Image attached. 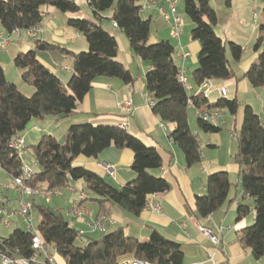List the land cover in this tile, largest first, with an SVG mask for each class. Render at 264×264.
<instances>
[{"label":"trees","instance_id":"1","mask_svg":"<svg viewBox=\"0 0 264 264\" xmlns=\"http://www.w3.org/2000/svg\"><path fill=\"white\" fill-rule=\"evenodd\" d=\"M225 9L232 7V0H221ZM94 20L69 18L68 26L79 31L87 40L88 51L73 52L48 42L37 40L39 51H61L73 59V72L66 88L61 79L44 66L35 50L20 52L14 58V66L22 71V81L34 89L27 96L18 86L7 79L0 65V169L12 178L23 177L22 161L10 146L13 137L24 132L32 119L42 120L55 117L58 120L73 116L92 89L98 77L120 79L127 85L136 79L118 61V42L114 35L101 24L103 15L113 8L110 20L127 37L132 53L151 69L145 76L149 97L154 101L152 110L164 124L174 126L170 139L184 153L188 168L202 163V145L195 137L189 121V108L197 113L221 109L237 116L240 103L237 98L220 97L210 103L203 93L191 96L179 80L181 68L175 57L176 47L169 40L150 43L152 19L141 13L143 0H87ZM184 12L193 24L191 36L200 43L199 66L195 71L198 86L205 81L226 82L237 78L227 58L229 50L232 60L239 62L244 47L236 42H224L215 31L219 22L212 0H182ZM45 7H52L61 13H77L80 6L76 0H0V24L7 34L14 30H29L39 26L47 13ZM253 50L258 54L251 67L243 74L254 88L264 87V21L259 27ZM240 79V78H237ZM198 128L205 134H220L222 126L196 118ZM64 142L45 134L30 148L32 158L39 170L30 178H24L26 185L42 186L46 189L65 187L71 181H83L89 200L99 207V216L108 215L110 206L139 216L147 205L150 195L166 193L170 183L151 174L163 166L158 150L147 146L140 138L119 125H93L91 123L72 125ZM237 152L234 159L240 165V180L244 198L254 203L255 222L241 231L240 241L259 260L264 258V125L251 106H246L242 128L237 135ZM115 147L129 149L134 154L131 169L134 180L121 188L84 167L75 166L80 156L94 158L104 150ZM229 173L218 171L208 176L207 191L197 196L195 206L202 218H209L228 200L232 187ZM87 200V199H86ZM38 230L47 245L56 248L66 264H116L128 257L148 261L150 264H183L184 252L179 243L166 238L154 230L148 240L141 241L126 235L123 228L105 234L99 239L88 238L83 242L79 231L70 226L64 215L52 207L40 205ZM245 202L239 203L238 220L251 213ZM33 234L23 228H16L8 237H0V254L11 257L33 255Z\"/></svg>","mask_w":264,"mask_h":264},{"label":"crops","instance_id":"2","mask_svg":"<svg viewBox=\"0 0 264 264\" xmlns=\"http://www.w3.org/2000/svg\"><path fill=\"white\" fill-rule=\"evenodd\" d=\"M262 2L264 4V0H232V7L227 10L221 0H212V6L219 18V22L215 27L216 34L224 42L233 41L242 44L244 54L239 62H235L232 60L229 50H227V58L232 71L240 79L234 78L226 82L211 80V88L207 93V97L210 103L216 102L221 97L220 87H225L228 91L227 97L237 98L240 108L237 116H232L229 113H225L224 116L225 129L223 131L230 130L232 132L231 138L223 131L220 134L203 133L197 125V111L191 105L188 113L190 126L194 133H198V137L202 142L203 158L201 164L190 168L186 165L182 150L170 139L174 126H167V124L162 123L149 104L150 97L145 85V76L151 69L149 62L142 61L132 53L125 34L122 32L113 34L118 29L113 27V22L107 24L104 21L110 20L112 16L106 12L103 15L104 19L99 24L116 37L119 49L118 61L132 73L136 81L131 85H127L120 79L98 77L92 83V89L85 96L73 116L59 120L55 117H46L42 120L32 119L25 131L19 135L25 139L26 147L30 149L45 134L52 135L57 139L63 138L72 125L84 123L119 125L125 123L127 124L126 130L129 133L140 138L147 146L158 150L162 157L163 166L159 170L151 171V174L166 179L170 183V190L166 193L150 195L147 198L145 209L139 216H134L116 205L110 206L108 215L99 216L98 204L88 199L85 183L81 180L71 181L70 184L73 186L74 191L66 190L62 195H56L49 201L41 198L34 199V214L36 207L49 203L50 207L64 215L70 226L79 232L83 231L84 236L80 237L81 239L86 238L88 240V238L99 239L103 237L102 232L89 229L86 218H77L69 214L68 211L71 210L73 204L81 201L82 205L91 211L92 219L108 218L110 221L107 226L108 233L123 228L126 235L146 241L151 233L157 230L166 238L179 243L184 252L183 264L203 262L207 258L205 249H214L208 237L199 230L200 226L210 229L220 238L221 243L216 255L217 262L221 264H264V258L256 260L250 250L246 249L240 241L241 231L252 226L255 222L254 203L249 198L243 200V190L240 192L236 189L234 192L232 186L227 202L212 214L210 219L200 217L195 206L196 197L206 194L209 175L218 171H226L229 173L230 179L234 174H237L238 178L240 177L241 167L234 160L238 147L237 140L234 138H237L236 131H240L242 128L245 107L251 106L254 112L260 116L264 125V87L254 88L247 79L242 78L258 56L255 51L251 53L250 50V41L253 37L250 36L247 39L236 36L238 38H235L232 32H228L235 7L238 6L246 15H249L252 9L255 11L260 9ZM160 5L164 7L167 13L170 12L161 0ZM80 6L83 8L89 5L82 1ZM88 8L90 7H87V10H90ZM44 11L47 15L39 25L43 31L38 33L35 39L29 38L23 31L19 41L13 37V42L7 50L0 49V65L4 69L7 79L14 82L22 92L27 91L26 95H32L34 89L22 81V71L14 66V58L18 53L35 50L38 60L56 74L66 88L73 72V59L58 50L52 52L39 51L35 42L37 40L48 42L73 52L86 51L89 48L86 38L79 31L68 26L69 18L75 15H64L65 13L62 14L52 7H45ZM255 13L253 18L256 20L258 16ZM143 16L152 19L151 44L160 40L171 41L170 39H173L177 41L178 50L190 52L188 59L178 58L177 64L184 70L194 93L198 94L200 88L196 84L195 71L199 66L198 55L201 46L191 36L192 22L187 23L184 21L183 33L177 40L172 37L170 25L164 21L157 9L147 10ZM7 35L0 24V42L2 41L1 37ZM254 37L257 40L259 32ZM66 66L69 71L64 70ZM138 77L140 81H137ZM128 99L133 101L134 111L132 116H127L120 109V104ZM229 140L231 142L230 148H228ZM223 147H226L227 155L225 158H221L219 153ZM133 160L134 154L131 150L110 147L94 158L80 156L76 159L74 165L84 167L116 188H121L136 177L131 169ZM106 166L112 167L114 172L108 173ZM12 180L13 178L6 171L0 169V185L11 183ZM11 192L13 191L0 189V199L7 197L12 202L13 196L16 195L18 200L19 193L14 192L12 196ZM241 202L249 204L252 210L246 218L238 220L237 211ZM14 204V207H16V202ZM151 206H159L160 212H155ZM39 219L40 216H38V221ZM22 227L20 221H16L11 227L0 224V237H8L16 228ZM48 252L52 255L56 264H66V261L57 253L54 246L49 245ZM130 258L132 257L126 259ZM44 260L43 255H39L36 262L38 264ZM0 264H2L1 259Z\"/></svg>","mask_w":264,"mask_h":264},{"label":"built area","instance_id":"3","mask_svg":"<svg viewBox=\"0 0 264 264\" xmlns=\"http://www.w3.org/2000/svg\"><path fill=\"white\" fill-rule=\"evenodd\" d=\"M159 0H143L141 13L144 14L147 10L150 9H157L161 16L163 17L164 21L170 25L171 34L174 39H179L183 33L184 28V20L178 13V4L180 0H161L163 1L167 8L169 9V13H167L163 6L158 3ZM113 27L117 29V24L113 23ZM42 28L40 27H33L32 29L25 30L24 32L30 38H36L37 34L42 32ZM23 30L16 29L11 34H8L5 37H1L2 41L0 42V49L5 51L8 49V46L13 42V37L16 40H20L22 36ZM175 57L178 59H188L190 57V52L184 50L175 51ZM64 70L69 71V68L66 66ZM179 80L183 84L184 88L187 92L192 95H199L203 93L207 97V93L211 88V80L205 81L201 86H199L200 91L198 94L194 93L193 87L189 84L185 72L183 69L180 71ZM220 94L221 97H226L228 91L225 87H220ZM192 104V98L190 100ZM149 104L151 106L154 105V101L150 98ZM121 111L126 114L127 116L133 115V102L132 100H124L120 104ZM200 116V118L207 123L216 125V126H223L225 125L224 120V112L221 109H211L205 110L204 112L197 113L196 118ZM119 126L126 130L127 124L122 123ZM195 137L199 140L198 133H194ZM201 145L202 142L200 141ZM10 146L15 149L18 153L20 160L22 161V172L23 177H13L11 183L6 185H0V189L4 191H13L15 193H21L23 197L32 198V197H40L47 201L53 198L56 195H62L64 191L70 190L74 191L73 186L68 183L63 188L58 189H46L45 187L38 186V187H31L25 184L24 178L30 179L32 178L36 172L38 171L39 165L37 161L32 158V154L30 149L26 147L25 139L19 135L13 137L10 141ZM106 170L108 173H113L114 169L110 166H106ZM82 197H84L82 195ZM81 197V198H82ZM19 209L17 211H9V207L7 204V200L0 201V217L2 218L5 224H9L14 216L19 217L25 223V230L31 234H33L32 240V250L34 251L33 255L29 258L26 257H11L6 254H0V259L2 264H37L36 259L39 255H43L44 261L38 264H56L53 260L52 255L48 252V247L39 230L37 225H35L32 215V203L29 200H22L20 204H18ZM155 212H160L159 206H151ZM74 217L77 218H86V224L91 231H100L104 235L108 233L107 226L110 222L107 217H101L100 219H92L91 211L82 205L81 201H77L74 204L73 209L69 212ZM210 219V217L208 218ZM199 230L210 240L212 246L214 247L213 250L205 249L207 258L203 262H197L193 264H221L216 261V255L219 250L220 246V238L218 235L214 234L210 229L200 227ZM83 231L79 232V237H83ZM116 264H150L148 261L130 258V259H123L118 261Z\"/></svg>","mask_w":264,"mask_h":264},{"label":"rangeland","instance_id":"4","mask_svg":"<svg viewBox=\"0 0 264 264\" xmlns=\"http://www.w3.org/2000/svg\"><path fill=\"white\" fill-rule=\"evenodd\" d=\"M84 2L86 5H88V2H87V0H76V2L79 4V6L81 5V2ZM158 3L160 4V0L158 1ZM162 6V5H161ZM87 7H89V6H84L83 8H81V6H80V11L79 12H77V13H62V14H64V15H75V16H80V17H72V18H78V19H89V20H94L95 21V19L93 18V14H92V11H91V9L90 8H88V9H90V10H87ZM87 11H89V12H87ZM254 12H256L257 13V18H256V20L253 18V14H254ZM61 13V12H60ZM88 13V14H87ZM107 13L108 14H110V15H112L113 14V8L111 9V10H109V11H107ZM160 13V12H159ZM178 13H179V15L184 19V21L185 22H190V20H189V18L186 16V14H185V12H184V7H183V2H182V0H180V4H178ZM228 13V12H227ZM255 13V14H256ZM85 14V15H84ZM84 16V17H83ZM109 16V15H108ZM227 16V15H226ZM254 17H256L255 15H254ZM263 19V20H262ZM107 24H112V21L111 20H109V19H107V20H104ZM261 21H264V4H263V2H262V6H260V9L259 10H257V11H255L254 9H252V11H251V13L249 14V15H246L238 6L237 7H235V9H234V14H233V18H232V21H231V23L229 24L230 26H229V28H228V32H232L233 34H234V36H235V38H238V37H236V36H241L240 38H250V36H252L253 37V41L251 40L250 41V50H251V53L254 51L253 50V46H254V44H255V42H256V39H255V34H257L258 32H259V27H260V24L262 23ZM261 22V23H260ZM36 27H40V26H36ZM41 28V27H40ZM112 32V31H111ZM118 33H120V30H117V31H114V33L113 34H118ZM172 35V34H171ZM28 36V35H27ZM22 37V36H21ZM29 37V36H28ZM30 38V37H29ZM21 39V38H20ZM32 39H35V38H32ZM171 40V43L176 47V49H178V44H177V41L176 40H173V39H170ZM178 40V39H177ZM240 45H242V44H240ZM86 51H88V49L86 50ZM83 52H85V51H83ZM176 62L178 63V59L176 58ZM147 63V62H146ZM141 75V74H140ZM140 78L138 77V80L137 81H140L139 80ZM21 90V89H20ZM23 90V89H22ZM23 92H25V94H27V91H23ZM27 96H32V95H27ZM195 96H197V95H195ZM194 95H192L191 96V98L193 99L194 97H195ZM130 100H132V99H130ZM133 102V101H132ZM153 107V106H152ZM216 109V108H215ZM133 111H134V107H133ZM224 112V115H225V111H223ZM224 120H225V117H224ZM168 125H171V124H167V126ZM224 126L225 125H223L222 127H223V129H225L224 128ZM193 127H194V124H193ZM224 133H226V135H230V137H231V131L230 130H224L223 131ZM236 133H237V135H239V131L237 130L236 131ZM20 136V135H19ZM214 136H216V135H214ZM232 138V137H231ZM235 140H237V138H234ZM199 141H200V139H199ZM231 147V142H230V140H229V145H228V148H230ZM220 153V157L221 158H225L226 157V147H223V149L219 152ZM235 156V155H234ZM235 160V159H234ZM38 170H39V168H38ZM240 179V177L238 178V175L237 174H234V175H232L231 176V180H232V186H233V191L235 192L236 191V189H238V191H242L243 190V185H242V182H241V180H239ZM239 181H240V183H239ZM1 184V183H0ZM13 193L14 192H11V194H12V196H13ZM36 198H40V197H32V198H27V196L26 197H23L22 195H21V193H19V199L17 200V196L16 195H14L13 196V199H12V202L7 198V197H3V198H1L0 199V201L1 200H4V199H6L7 200V204H8V207H9V211L10 212H12V211H17L18 209H19V206H18V204H20V202L22 201V200H29L31 203H32V215H33V220H34V223H35V225H37L38 226V224H39V221H38V216H40V214H39V210L38 209H36L35 210V214H34V208H35V206H34V203H33V201H34V199H36ZM41 199H43V198H41ZM52 199V198H51ZM50 199V200H51ZM17 200V201H16ZM45 201V200H44ZM47 201V200H46ZM16 202V207H14L15 206V203ZM40 206V205H39ZM43 206H49V203H47L46 205H43ZM50 207V206H49ZM73 207H74V204H73V206H72V208H71V210L73 209ZM70 210V211H71ZM70 211H68V212H70ZM67 212V213H68ZM66 213V214H67ZM16 221H20V223H22V225H23V229H25V223L19 218V217H16V216H14L13 217V219L11 220V222L9 223V224H5L4 222H3V220H2V218L0 217V224H3L4 226H6V227H11L12 225H13V223H15ZM38 221V222H37ZM13 230V229H12ZM104 235V234H103ZM148 240V239H147Z\"/></svg>","mask_w":264,"mask_h":264},{"label":"water","instance_id":"5","mask_svg":"<svg viewBox=\"0 0 264 264\" xmlns=\"http://www.w3.org/2000/svg\"><path fill=\"white\" fill-rule=\"evenodd\" d=\"M59 141H60V143H63L64 142V138L59 139ZM82 240H83V242H87L88 241L86 238H83Z\"/></svg>","mask_w":264,"mask_h":264}]
</instances>
